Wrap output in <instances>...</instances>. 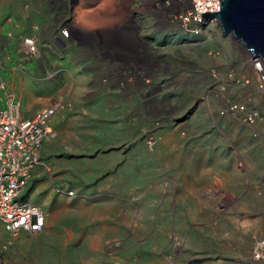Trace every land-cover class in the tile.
<instances>
[{"label": "rangeland", "instance_id": "374dc122", "mask_svg": "<svg viewBox=\"0 0 264 264\" xmlns=\"http://www.w3.org/2000/svg\"><path fill=\"white\" fill-rule=\"evenodd\" d=\"M67 1L57 19L92 18V108L113 120L92 145L119 144L76 159L79 179L42 180L49 225L12 236L0 224V264H259L264 82L249 54L216 22L198 33L171 24L161 0Z\"/></svg>", "mask_w": 264, "mask_h": 264}, {"label": "crops", "instance_id": "0c3cea01", "mask_svg": "<svg viewBox=\"0 0 264 264\" xmlns=\"http://www.w3.org/2000/svg\"><path fill=\"white\" fill-rule=\"evenodd\" d=\"M54 10L49 0H0V80L3 79L20 100L21 118H31L41 109L59 102L65 101L68 104L64 106L63 103L56 110L51 120L56 137L44 143L42 148V160L50 170L45 172L41 167H36L27 187L28 199L32 196L34 203L47 205L49 210L51 204L47 196L52 191L48 190V184L42 183L43 179H51L55 184L70 183L75 177L79 179L77 173H80L83 162H75L76 159H87L89 150L92 155H96L92 159L102 158L103 154L99 153L102 149L100 144H119L120 140L116 138L113 142L106 139L99 145H92L99 132L97 125L113 122L106 118L107 115L100 116L92 108V88L101 83L98 74L100 65L97 58H92L89 42V38H92V18L87 20L86 27L77 25L75 20L66 24L56 18L58 13ZM64 25H68L72 33L66 48L51 41L55 32L60 35L59 28ZM24 36H36L40 40L39 57L22 60L19 45ZM125 47L123 51L130 53L129 46ZM133 51L138 52L134 48ZM85 53L88 57L82 59ZM57 65H61L63 71L50 82H44L40 78L41 74ZM102 96L94 101H101ZM3 105L4 92L0 88V109ZM109 106L106 101L105 108L109 109ZM97 173H103V169ZM70 174L73 178H70ZM100 174L96 176L97 180H100ZM48 225L47 220L46 227Z\"/></svg>", "mask_w": 264, "mask_h": 264}, {"label": "built area", "instance_id": "2783aa9c", "mask_svg": "<svg viewBox=\"0 0 264 264\" xmlns=\"http://www.w3.org/2000/svg\"><path fill=\"white\" fill-rule=\"evenodd\" d=\"M161 2V7L167 10V20L171 24L180 25L184 31L198 33L207 24L203 16L202 22L198 21L199 14L193 0ZM204 6H207V0H204ZM214 22H217L216 18L212 19V23ZM63 33L66 34L67 31ZM24 46L28 54L37 52L33 38H26ZM52 76L53 73L47 77ZM19 108L20 103L15 95L7 92L5 106L0 110V223L12 236L20 232L35 234L44 227V210L36 204L20 200L19 197L32 170L44 165L40 156L43 144L55 136L50 125L55 107L43 109L29 119L21 118ZM231 109L238 110L240 107L232 105ZM252 256L259 264H264V238L256 242Z\"/></svg>", "mask_w": 264, "mask_h": 264}, {"label": "water", "instance_id": "95a60500", "mask_svg": "<svg viewBox=\"0 0 264 264\" xmlns=\"http://www.w3.org/2000/svg\"><path fill=\"white\" fill-rule=\"evenodd\" d=\"M202 16L216 18L223 36L231 35L253 58L264 62V0H221V11ZM58 40L65 46L61 38Z\"/></svg>", "mask_w": 264, "mask_h": 264}, {"label": "clouds", "instance_id": "9594fccd", "mask_svg": "<svg viewBox=\"0 0 264 264\" xmlns=\"http://www.w3.org/2000/svg\"><path fill=\"white\" fill-rule=\"evenodd\" d=\"M193 2H194V4H195V6H196V11H197V13L199 14L198 17H197V19H198L199 22H202V15H203V14L208 13V12H219V11H221L220 0H215V3L213 2V0H207V6H204V0H193ZM66 3H67V5H68V1H67V0H58V3H57V4H54V3H52V4H53V6L56 5V8L54 7L55 9H61L62 12H66L65 10H63L64 8H66ZM69 3H70V6H71V8H72V11L74 12V8H75V6H76L78 3H77V2H73V1H69ZM69 13H71V12H69ZM73 20H74V16H70V17L68 18V22H66V24L71 23ZM63 31H67V33L64 34ZM59 33H60V35H59V34L55 35L54 40L58 43L59 46H61L62 48H64V47L66 46V41L69 40V36H70V38H72V33H71V31H70L68 25H64L63 27L59 28ZM26 38H33V39L35 40V42H36V48H37V52H36L35 54H28V53L26 52V50H25V46H24V40H25ZM58 38H61V40H63V41L65 42V46H62L61 41H59ZM19 47H20V50L22 51V60H25V59H32V58H37V57H39V55H40L39 43H38L37 39H36L34 36H32V37H25V38L21 39ZM62 71H63L62 67H60V68H59V67L51 68V69H48V70L44 71L43 74H41V77H40V78H42L43 80H51V79L56 78V77L60 74V72H62ZM51 73H53V76L48 78V77H47L48 74H51ZM2 84L4 85L3 88L1 87ZM0 88H1V89L3 90V92H4V105H3V107L5 106V98H6V93H7V92H12V93L15 95V99L20 103V107H21V102H20V100L17 98L15 91H14L13 89H11V88L8 86V84H7L6 82H4V80H0ZM62 106H63V103H62V102H59V103L54 104L53 106H50V107H47V108H53V107H55V112H56V110L59 109V108H61ZM3 107H2L1 109H3ZM1 109H0V110H1ZM19 109H20V108H19ZM44 109H46V108H44ZM41 110H43V109H41ZM41 110H40V111H41ZM19 111H20V110H19ZM38 112H39V111H38ZM55 112H54V114H55ZM36 113H37V112H36ZM36 113H35V114H36ZM35 114H34V115H35ZM54 114L52 115V117L54 116ZM52 117H51V120H52ZM31 118H32V117H31ZM22 119H23V118H22ZM26 119H29V118H26ZM51 120H50V125H51ZM51 127H52V125H51ZM52 129H53L54 132H55V136L52 138V139H54V138L56 137V131H55V129H54L53 127H52ZM52 139H51V140H52ZM51 140H49V141H51ZM47 142H48V141H47ZM45 143H46V142H45ZM43 145H44V144H43ZM42 148H43V146H42ZM41 153H42V149H41ZM40 156H41V154H40ZM41 160H42V156H41ZM42 162L44 163V165H39V166H36V167H41L45 172H49V170H50L49 166H48L43 160H42ZM36 167H35V168H36ZM35 168H34V169H35ZM34 169H33V170H34ZM33 170H32V172H33ZM32 172H31V176H32ZM31 176H30V178H29V180H28V182H27V184H26L24 190H23L22 193L20 194V197H19V198H20V200H22V201H26V202H29V203L36 204V205L40 206V207L44 210V212L46 213V221H45V224H44L43 229H42L41 231L35 233V234H38V233H41V232L45 229V227H46V223H47V220H48V218H49V212H48V210L46 211V210L44 209V207H43L41 204L34 203V202H32V201H30V200L28 199V197H27V191H28L29 189L27 190V187H28V183H29V181H30V179H31ZM70 192H72V193H70ZM67 193H68V195H70V196H72V195L74 194V192H73L72 190H69ZM23 195H24V199H21V196H23ZM0 224H1V223H0ZM1 227H2L3 230L5 231V229H4V227H3L2 224H1ZM5 232H6V231H5ZM6 233H8V232H6ZM20 233L30 234V233H27V232H20ZM20 233H19V234H20ZM8 234H9V233H8ZM9 235H10V234H9ZM30 235H34V234H30ZM8 243H9V242H8ZM11 243H12V242H10V244H11Z\"/></svg>", "mask_w": 264, "mask_h": 264}, {"label": "bare ground", "instance_id": "6f19581e", "mask_svg": "<svg viewBox=\"0 0 264 264\" xmlns=\"http://www.w3.org/2000/svg\"><path fill=\"white\" fill-rule=\"evenodd\" d=\"M220 2H221V0H220ZM212 19H215V18H212ZM212 19H206V23L207 24H209V23L211 24L212 23ZM216 23L219 24L218 20H217ZM221 32H222V29H221ZM230 38L232 39L231 35H230ZM247 53L249 54L250 58L253 60V69H254L253 72H255V74L257 75L258 79L261 82H264V62L262 61L261 58H253L252 54H250L249 52H247Z\"/></svg>", "mask_w": 264, "mask_h": 264}, {"label": "flooded vegetation", "instance_id": "af4514ba", "mask_svg": "<svg viewBox=\"0 0 264 264\" xmlns=\"http://www.w3.org/2000/svg\"><path fill=\"white\" fill-rule=\"evenodd\" d=\"M95 39L92 37V43H93V41H94ZM95 45V44H94ZM128 45V44H127Z\"/></svg>", "mask_w": 264, "mask_h": 264}]
</instances>
